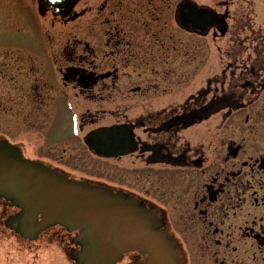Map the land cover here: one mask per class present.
Returning <instances> with one entry per match:
<instances>
[{"label":"flooded vegetation","instance_id":"flooded-vegetation-1","mask_svg":"<svg viewBox=\"0 0 264 264\" xmlns=\"http://www.w3.org/2000/svg\"><path fill=\"white\" fill-rule=\"evenodd\" d=\"M37 2L43 13L76 20L86 37L60 50L70 54L61 77L75 89L78 105L92 106L93 122L110 118L91 131L126 127L135 143L130 152L104 156L86 145L91 131L85 135L93 157L128 161L122 167L133 178L122 190L108 189L152 212L166 231L188 221L217 236L220 221L230 217L234 224L245 221L249 239H264V28L255 36L245 32L253 28L258 0H219L218 6L211 0H73L59 12ZM228 35L231 51L223 54L230 59L214 60L211 39ZM225 234L233 239L231 231ZM14 236L0 235L1 262L21 253L25 264H34L35 249L56 242L77 264V239ZM145 262L141 254L126 264Z\"/></svg>","mask_w":264,"mask_h":264},{"label":"rangeland","instance_id":"rangeland-1","mask_svg":"<svg viewBox=\"0 0 264 264\" xmlns=\"http://www.w3.org/2000/svg\"><path fill=\"white\" fill-rule=\"evenodd\" d=\"M77 24L73 19L64 21V18L43 13L37 0H0V139L17 145L25 158L48 166L67 178L122 190L128 183L124 180L133 178L132 174L127 176L122 167L128 161L123 159L117 164L89 153L82 138L80 117L84 112L94 110L86 102L78 105L79 101L72 94L75 89L62 81L61 73L69 65L70 54L61 55L60 50L75 44L77 38L86 40L78 33L81 26ZM88 108L90 111L86 110ZM245 142L252 141L247 139ZM16 211L0 197V235H15L5 228L4 221ZM243 213L246 217V212ZM228 218L223 224L220 221L221 233L217 236L206 231L209 228L204 225L193 229L188 221L173 227L169 224L167 233L170 236L204 237L172 239L182 264H219L222 261L251 264L256 260V263L264 264V239H249L245 236V221L234 224ZM228 231L233 239H227L225 233ZM77 233L52 225L37 239H75ZM260 234L264 237L262 229ZM219 236L221 244L216 243ZM53 245L47 248L43 244L38 251L35 249L34 264H74L56 242ZM217 249L219 259L214 258ZM254 251L258 254L256 260ZM134 257L139 258L141 254L127 253L117 264H126ZM27 259L25 254H13L8 264H25ZM0 264L6 263L2 259Z\"/></svg>","mask_w":264,"mask_h":264},{"label":"water","instance_id":"water-1","mask_svg":"<svg viewBox=\"0 0 264 264\" xmlns=\"http://www.w3.org/2000/svg\"><path fill=\"white\" fill-rule=\"evenodd\" d=\"M72 1L45 0V3L59 12ZM218 1L211 0V5L218 6ZM253 22L249 26L253 28L245 32L255 36V29L264 28V0H258ZM245 32L243 37L247 35ZM211 40L214 60L230 59L223 54L225 49L227 53L231 51L230 35ZM219 45L221 51H215ZM92 112H84L80 117L83 139L95 126L110 121L107 117L93 122ZM129 132L122 126L104 127L89 132L85 142L98 154L118 156L135 147ZM0 195L20 209L9 222L24 238L36 239L55 224L72 231L80 229L76 239L81 250L74 254L78 264H114L122 254L131 251L146 255L145 264H181L175 242L161 229L160 221L152 212L121 194L68 179L50 167L31 161L6 140H0Z\"/></svg>","mask_w":264,"mask_h":264},{"label":"trees","instance_id":"trees-1","mask_svg":"<svg viewBox=\"0 0 264 264\" xmlns=\"http://www.w3.org/2000/svg\"><path fill=\"white\" fill-rule=\"evenodd\" d=\"M12 204L16 205L13 201H11Z\"/></svg>","mask_w":264,"mask_h":264}]
</instances>
